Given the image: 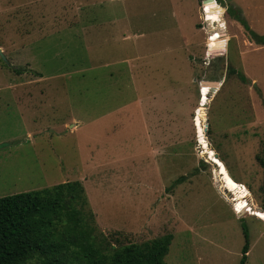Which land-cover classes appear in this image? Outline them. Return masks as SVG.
Instances as JSON below:
<instances>
[{"label": "rangeland", "instance_id": "374dc122", "mask_svg": "<svg viewBox=\"0 0 264 264\" xmlns=\"http://www.w3.org/2000/svg\"><path fill=\"white\" fill-rule=\"evenodd\" d=\"M203 1L0 0V198L77 181L107 253L171 234L165 264H238L245 224L264 264V67L226 13L243 3L205 23Z\"/></svg>", "mask_w": 264, "mask_h": 264}, {"label": "trees", "instance_id": "16d2710c", "mask_svg": "<svg viewBox=\"0 0 264 264\" xmlns=\"http://www.w3.org/2000/svg\"><path fill=\"white\" fill-rule=\"evenodd\" d=\"M207 6L206 11H211L207 16L214 11L220 13L216 4L209 2ZM227 12L255 44L264 46V35L252 32L237 8L228 6ZM12 71L20 74L21 69L12 68ZM229 72L247 82L237 71L230 69ZM198 143L204 154L212 159L214 153L205 140ZM255 160L263 170L260 192L264 199V142ZM217 164L222 187L231 194L233 201L242 197L244 192L232 191L234 185ZM243 201L241 199V204ZM242 211L240 209L239 214ZM241 229L244 244L238 264H245L249 235L245 224ZM172 239L171 234H166L141 245L112 248L107 253L96 241L93 214L87 209L84 190L77 181L0 198V264H165Z\"/></svg>", "mask_w": 264, "mask_h": 264}, {"label": "crops", "instance_id": "0c3cea01", "mask_svg": "<svg viewBox=\"0 0 264 264\" xmlns=\"http://www.w3.org/2000/svg\"><path fill=\"white\" fill-rule=\"evenodd\" d=\"M239 2L243 3L242 10L245 14L243 16V18H245V21H247V24H248L250 29L252 27L251 23H253V21H255V22L258 21V19H256V18L260 17V22H261V19L264 20V15L262 16L259 13L260 9H262V8L264 9V0H239ZM239 2H238V4H240ZM253 10H255V16L252 13ZM250 15H251V18L253 21L249 20ZM232 23L235 24V26L242 28L241 25H239L237 22L232 21ZM263 29H264V26H263ZM244 44L246 45L245 46L246 47L245 52H248L247 55L251 56V54H253V56L259 60V61L257 60V62L259 64H261L262 67H264V59L261 61L262 56L259 57L260 54H264V46H260V45L255 44L253 41L249 40V38H246V43H244ZM251 248H252V246L249 245V251L247 253V261L245 264H248V262H249V256H250ZM240 257H241V255H240Z\"/></svg>", "mask_w": 264, "mask_h": 264}, {"label": "bare ground", "instance_id": "6f19581e", "mask_svg": "<svg viewBox=\"0 0 264 264\" xmlns=\"http://www.w3.org/2000/svg\"><path fill=\"white\" fill-rule=\"evenodd\" d=\"M221 36H215L212 38V41L208 44V57L210 59H215L219 56H222L224 53V44L225 41L223 38L220 40ZM207 60H209L207 58Z\"/></svg>", "mask_w": 264, "mask_h": 264}, {"label": "water", "instance_id": "95a60500", "mask_svg": "<svg viewBox=\"0 0 264 264\" xmlns=\"http://www.w3.org/2000/svg\"><path fill=\"white\" fill-rule=\"evenodd\" d=\"M207 2H213V0H204L203 1V3H207ZM0 57H1V59L3 61L6 60L5 57L2 55L1 52H0ZM220 85L221 84L219 82H216V81H202V82H200V86L201 87H207L209 89H212L213 91H215L214 90L215 88L218 89L220 87ZM202 106H204V105H202ZM204 156L206 157V159L209 162H211L217 168L218 164L217 163H213L214 161L217 162V160H219L216 154L213 156L212 159H210L209 155L204 154Z\"/></svg>", "mask_w": 264, "mask_h": 264}, {"label": "built area", "instance_id": "2783aa9c", "mask_svg": "<svg viewBox=\"0 0 264 264\" xmlns=\"http://www.w3.org/2000/svg\"><path fill=\"white\" fill-rule=\"evenodd\" d=\"M208 3H209V2H207V3H203V4H202V12H203V16H204L203 21H205V20H206V17H207L206 8L209 9V7L207 6ZM212 3L217 5V1H216V0H213ZM206 22H207V21H205V23H206ZM212 35H213V34H212ZM212 35L209 37V39L212 37Z\"/></svg>", "mask_w": 264, "mask_h": 264}]
</instances>
